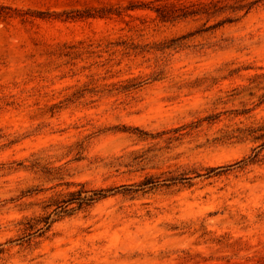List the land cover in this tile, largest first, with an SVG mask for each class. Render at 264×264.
<instances>
[{"label":"rangeland","instance_id":"1","mask_svg":"<svg viewBox=\"0 0 264 264\" xmlns=\"http://www.w3.org/2000/svg\"><path fill=\"white\" fill-rule=\"evenodd\" d=\"M263 124L264 0H0V264H264Z\"/></svg>","mask_w":264,"mask_h":264},{"label":"trees","instance_id":"2","mask_svg":"<svg viewBox=\"0 0 264 264\" xmlns=\"http://www.w3.org/2000/svg\"><path fill=\"white\" fill-rule=\"evenodd\" d=\"M191 8V5H187V4H175V3H171V4H165V5H161L160 7H157L155 10L158 13V16L162 19V20H170V18L176 17V16H181V15H177L178 12H186ZM250 134L254 135L255 139H264V124L260 125L258 127L255 128H251L249 129ZM259 153H257L258 155ZM256 155V156H257ZM255 157H250L251 161L255 160ZM106 192L104 189H100L98 192H96L95 194L97 195V197L94 196H89V197H85L82 198L81 203L84 202H92L96 199L105 197L106 194L104 193ZM73 202V201H71Z\"/></svg>","mask_w":264,"mask_h":264}]
</instances>
